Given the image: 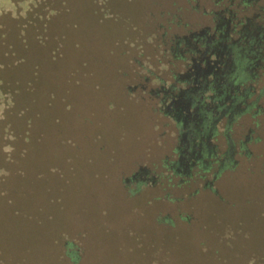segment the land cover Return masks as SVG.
<instances>
[{
    "label": "rangeland",
    "instance_id": "rangeland-1",
    "mask_svg": "<svg viewBox=\"0 0 264 264\" xmlns=\"http://www.w3.org/2000/svg\"><path fill=\"white\" fill-rule=\"evenodd\" d=\"M242 2L0 0V264H264V73L185 170L161 102L219 10L264 36Z\"/></svg>",
    "mask_w": 264,
    "mask_h": 264
},
{
    "label": "flooded vegetation",
    "instance_id": "flooded-vegetation-1",
    "mask_svg": "<svg viewBox=\"0 0 264 264\" xmlns=\"http://www.w3.org/2000/svg\"><path fill=\"white\" fill-rule=\"evenodd\" d=\"M243 5L247 0H242ZM250 2V1H249ZM232 13L228 6L219 10L214 17L210 34L205 30L189 33L184 37L175 39L172 45L179 48L185 71L179 75V83L182 87L168 86L163 90L162 105L167 115L181 121L179 144L176 147L177 159L175 166H181L183 170L194 163H203L201 152L211 151L210 140L213 137L211 126L207 116L217 117V107L225 105L222 113L230 114L241 105L243 95H238L237 81L231 75L233 58L242 52L255 50V43L262 34L257 26L244 18L242 24L232 21ZM241 22V21H240ZM231 34L235 35L234 39ZM259 37V38H258ZM245 46V48H244ZM187 53V57L184 54ZM191 83L190 86H186ZM185 86V87H184ZM238 99V100H236ZM190 128L192 133L199 129H206L207 134L199 138L188 137L184 134ZM210 154H207V157ZM177 170V169H176ZM142 172V171H141ZM139 174V173H138Z\"/></svg>",
    "mask_w": 264,
    "mask_h": 264
},
{
    "label": "crops",
    "instance_id": "crops-1",
    "mask_svg": "<svg viewBox=\"0 0 264 264\" xmlns=\"http://www.w3.org/2000/svg\"><path fill=\"white\" fill-rule=\"evenodd\" d=\"M246 19H249V17H246ZM261 38H263L262 39V41H263L264 36H262ZM258 43L259 42L256 41L257 45H258ZM244 48H245V46H244ZM233 60L236 61V66L239 67L238 76L236 74V78H237L236 79V81H237V90L236 91H240V90L244 89L245 91H247V94L249 96V94H251V92L253 93V91H254L250 87V82H252L259 75L264 73V51L258 50L256 52H254V51L249 52V51L243 49L241 53L234 55ZM234 61H233V63H234ZM242 104H243V102H242ZM254 106H256L255 100L251 104L246 105V109H249V107L252 108ZM225 114H227L225 116L228 117V113H225ZM231 115L233 116L232 113L230 114V117H231ZM218 119L219 118H215L213 120L212 124L216 123V120H218ZM212 124H211V126H212ZM226 125L228 126L229 123H226ZM226 128L227 127L225 126V129ZM214 132H215L214 129H212V134H214ZM224 132H225V130H224Z\"/></svg>",
    "mask_w": 264,
    "mask_h": 264
},
{
    "label": "trees",
    "instance_id": "trees-1",
    "mask_svg": "<svg viewBox=\"0 0 264 264\" xmlns=\"http://www.w3.org/2000/svg\"><path fill=\"white\" fill-rule=\"evenodd\" d=\"M173 41H174V40H173ZM171 46H172V47H170V50L172 51L173 55H174V56H177V57H179V58H181V54H183V52L181 53V52L178 50L179 48L174 47L173 45H171ZM161 101H162V100H161ZM178 124L181 126V121L178 120ZM67 247H68L69 249H67V250L65 251V254L68 256V258H69L70 261H72V262H76V261L78 260V258H79V254H78L77 250L74 249V248H71V244H70V243L67 244Z\"/></svg>",
    "mask_w": 264,
    "mask_h": 264
}]
</instances>
